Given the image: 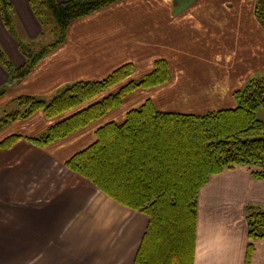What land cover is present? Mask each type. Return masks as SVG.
Segmentation results:
<instances>
[{
    "label": "crops",
    "instance_id": "obj_1",
    "mask_svg": "<svg viewBox=\"0 0 264 264\" xmlns=\"http://www.w3.org/2000/svg\"><path fill=\"white\" fill-rule=\"evenodd\" d=\"M9 1L13 28L0 14V45L19 67L26 61L20 43L40 40L45 25L30 0ZM178 1L118 0L74 19L66 38L29 74L9 84V73L0 64V87L8 84L0 101L6 104L22 94L49 101L66 85L103 78L127 62L140 74L151 71L160 58L171 68L166 83L135 90L120 106L64 138L44 146L19 139L0 149V264H134L148 215L116 201L68 168L66 161L96 140L99 127L122 122L148 98L158 109L171 112L235 107L240 73L228 66L231 59L240 57L246 66L254 62L251 57L257 65L264 62V27L254 15V4L250 13L247 0H197L175 9ZM212 6L219 11L201 12ZM209 44L222 49V58ZM221 60L224 68L217 67ZM209 65L220 77L207 76ZM53 122L38 110L8 123L0 140L12 133L37 136ZM253 170L229 166L201 187L194 264H264V235L254 240L249 236V209L264 210V178Z\"/></svg>",
    "mask_w": 264,
    "mask_h": 264
},
{
    "label": "trees",
    "instance_id": "obj_2",
    "mask_svg": "<svg viewBox=\"0 0 264 264\" xmlns=\"http://www.w3.org/2000/svg\"><path fill=\"white\" fill-rule=\"evenodd\" d=\"M116 1L30 0L42 25L56 23L58 36L36 51L20 43L26 61L19 67L0 45V64L9 73L8 84L29 74L62 42L72 20ZM254 12L264 27V0L256 1ZM0 14L12 30L9 0H0ZM133 71L132 62L124 63L103 78L66 85L49 101L22 94L16 100L25 108L5 114L0 130L11 121L42 110L54 122L45 132L26 138L44 146L106 115L135 90L162 85L171 77L164 58L156 60L141 79H135ZM8 84L0 87V96ZM234 95L235 107L204 113L162 111L148 98L129 110L122 122L99 127L96 140L66 161L68 168L116 201L148 215L134 264H194L201 187L211 175L233 165L251 166L253 175L264 178V120L257 115L259 108H264V79L251 80ZM22 137L17 133L5 136L0 149L11 147ZM248 221L252 240L264 235V210L251 212ZM252 250L250 243L249 256Z\"/></svg>",
    "mask_w": 264,
    "mask_h": 264
},
{
    "label": "rangeland",
    "instance_id": "obj_3",
    "mask_svg": "<svg viewBox=\"0 0 264 264\" xmlns=\"http://www.w3.org/2000/svg\"><path fill=\"white\" fill-rule=\"evenodd\" d=\"M197 0H181V1H178V5L175 7V9H181V8H187L189 5H191L192 3H195ZM257 0H247L249 6H250V10L249 12L250 13H253L252 11V8H253V4L255 5ZM221 1H218L216 2V4L222 8L221 6ZM227 5V3L225 4ZM201 7V6H200ZM200 9V8H199ZM198 9V10H199ZM219 11L217 9V7L215 6H212L210 8H205L203 9L201 12L205 15L207 13H213V12H217ZM197 12V11H196ZM254 15L257 17V21L262 24V21L259 19V17L256 15V13L254 12ZM202 24H205L204 21H201ZM58 34V31L56 29V23L53 22L52 24H47L45 26V34L43 35V37L38 40L37 42H34L33 44L31 45H28L30 46L31 48H33L35 51L38 50V49H41V46L40 44H44V43H48V42H52V40L54 41L55 39H57V35ZM207 39H212V40H218L219 36H213V37H208V36H205ZM201 39H204L201 38ZM200 39V40H201ZM27 46V47H28ZM209 48H213L214 50V55L222 58V49L218 46V45H212V44H209L208 46ZM230 57V55H228ZM227 56V58H228ZM232 58V57H231ZM231 58H228V60H230ZM223 60V59H222ZM222 60L219 62L218 64V68H224V64L222 63ZM251 60H253L254 62L252 63H249L247 66L244 64V61L240 58V57H237V56H234L229 65L228 66H231L233 67V69L235 70V73H240L239 74V86L238 88L239 89H242L246 84H248L251 80L255 79V80H261V79H264V62H259V64L257 65V61L254 57H251ZM208 71H204L208 77H210L211 79L214 78V76H218L220 77L218 74V70L213 67V66H210L208 68H206ZM211 69V71H209ZM145 74L142 73H138V70L136 69V67L134 66V71H133V74L132 76L135 78V79H141ZM178 75H181L180 72H178ZM226 75H229V74H226ZM226 75L224 76V78H226ZM228 77V76H227ZM232 77V75H231ZM141 104H138V106H140ZM237 105V104H236ZM24 105H22L21 103H18V101L16 100L15 102H10L8 104H6L5 101H0V119L5 116V114L7 113H13L14 111L16 110H21V109H24ZM257 115L259 118L263 119L264 120V108H259L258 112H257ZM52 121V119H51ZM13 122V121H11ZM6 126V125H5ZM4 126V127H5ZM3 127V128H4ZM2 130V129H1ZM0 130V131H1ZM22 135V134H21ZM24 136V135H23ZM20 139H27L26 136L20 138ZM257 210H263L261 209L260 207H257V206H252L250 209H249V212H253V211H257Z\"/></svg>",
    "mask_w": 264,
    "mask_h": 264
}]
</instances>
